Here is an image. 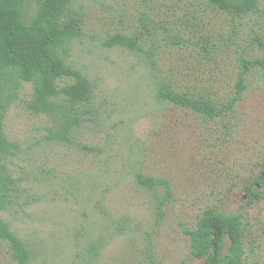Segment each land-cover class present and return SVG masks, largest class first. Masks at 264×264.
Here are the masks:
<instances>
[{"label":"rangeland","instance_id":"1","mask_svg":"<svg viewBox=\"0 0 264 264\" xmlns=\"http://www.w3.org/2000/svg\"><path fill=\"white\" fill-rule=\"evenodd\" d=\"M68 13L83 36L69 44L67 62L91 80V101L37 114L33 85L22 82L5 120L19 149L6 161L14 191L1 217L28 245L29 264H206L185 230L208 208L241 214L245 259L264 264V186L255 183L264 170L262 69L234 110L210 121L159 100L156 87L160 78L225 107L241 58L264 56V13L234 17L207 0H78ZM119 35L140 36L149 58L107 46ZM71 118V142L51 140ZM138 175L167 180L172 195ZM248 188L262 199L252 202ZM0 264H18L5 241Z\"/></svg>","mask_w":264,"mask_h":264},{"label":"trees","instance_id":"2","mask_svg":"<svg viewBox=\"0 0 264 264\" xmlns=\"http://www.w3.org/2000/svg\"><path fill=\"white\" fill-rule=\"evenodd\" d=\"M32 1L34 0H0V243L5 241L10 244L18 264H29L30 250L1 217V212L7 208L14 191V180L8 174L6 161L15 156L19 149L18 144L10 140L5 132L9 108L17 99L22 82L33 85L34 94L29 108L37 114H66L63 100L75 106L90 102L93 97L91 80L67 62L69 44L83 36L78 19L68 13L69 8L78 0H35L36 12L30 18L28 15ZM260 2L261 0H207L211 8L234 17L264 13ZM144 16L145 23L149 24V15ZM106 44L125 47L147 57L140 36L119 35ZM261 45L264 49V43ZM148 62L153 65L150 59ZM240 63L235 96L225 107L219 106L212 98L171 89L160 78L156 82L157 97L161 101L190 109L206 121L215 120L227 110L233 111L235 105L242 100L247 90L248 76L255 69H262L264 77V56L254 60L244 57ZM68 78L73 81L61 86L60 81ZM72 121L71 118L58 131H51L50 139L70 143ZM137 180L148 188L164 187L167 198L172 195V187L167 180L144 175H138ZM255 183L256 190L259 185L264 186V170ZM248 195L252 202L262 199V194L251 188H248ZM166 199H160V217L163 216ZM243 230L241 214H227L208 208L199 218L197 227L185 232L191 238L192 255L205 260L206 264H252L245 259Z\"/></svg>","mask_w":264,"mask_h":264}]
</instances>
